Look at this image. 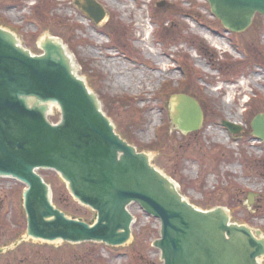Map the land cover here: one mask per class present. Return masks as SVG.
Here are the masks:
<instances>
[{"label": "rangeland", "instance_id": "rangeland-1", "mask_svg": "<svg viewBox=\"0 0 264 264\" xmlns=\"http://www.w3.org/2000/svg\"><path fill=\"white\" fill-rule=\"evenodd\" d=\"M93 1L106 14L98 25L82 14L83 0H0V27L33 55L40 54L34 43L41 34L61 38L119 134L148 152L157 169L173 175L192 204L231 206L233 221H246L264 233V144L250 129L253 116L264 112V102L253 101L264 100V18L255 16L250 28L234 38L237 49L227 34L218 33L220 22L205 0ZM252 61L261 64L252 66ZM180 91L202 111L193 133L179 132L170 121ZM54 114L52 122L58 120ZM224 121L239 125L240 133H228ZM39 174L52 187L56 206L92 220L91 213L70 201L54 172ZM16 188L0 181L1 248L25 226ZM249 193L256 195L252 204ZM131 212L137 217L133 247L25 245L0 258V264H161L159 252L150 247L159 222L136 205Z\"/></svg>", "mask_w": 264, "mask_h": 264}, {"label": "water", "instance_id": "water-1", "mask_svg": "<svg viewBox=\"0 0 264 264\" xmlns=\"http://www.w3.org/2000/svg\"><path fill=\"white\" fill-rule=\"evenodd\" d=\"M81 12L98 24L103 9L83 0ZM212 14L233 33L247 30L264 0H207ZM163 6V3L160 4ZM39 55L0 27V178L25 185L22 208L26 230L0 254L23 243L59 246L85 243L111 248L133 242L128 207L137 204L160 221L152 247L162 264H262L264 236L231 221L222 207L192 205L176 183L115 131L98 96L80 75L74 55L60 39L45 33ZM172 123L183 133L197 131L202 114L185 95L175 96ZM56 124L49 121L53 110ZM231 133L239 128L224 123ZM264 143V114L251 122ZM56 172L70 196L94 213L88 223L52 205L51 191L38 171ZM248 201L253 203V196Z\"/></svg>", "mask_w": 264, "mask_h": 264}, {"label": "trees", "instance_id": "trees-1", "mask_svg": "<svg viewBox=\"0 0 264 264\" xmlns=\"http://www.w3.org/2000/svg\"><path fill=\"white\" fill-rule=\"evenodd\" d=\"M233 36H234V35H233ZM248 57H249V58L252 57V54L249 53ZM252 62H254V61H252ZM252 62H251V63H252ZM251 63H250V64H251ZM237 64L239 65V64H241V62H238ZM257 104L260 105L261 103H257ZM121 105H124V104H121ZM109 108H110V107H109ZM157 149H159V148H157ZM208 205H209V204H205L204 207H209ZM61 208H62V207H61ZM62 209H64V208H62ZM29 246H30V245H29ZM91 246H93V245H91ZM30 247H32V246H30ZM33 247H34V246H33ZM38 248H49V247H38Z\"/></svg>", "mask_w": 264, "mask_h": 264}, {"label": "bare ground", "instance_id": "bare-ground-1", "mask_svg": "<svg viewBox=\"0 0 264 264\" xmlns=\"http://www.w3.org/2000/svg\"><path fill=\"white\" fill-rule=\"evenodd\" d=\"M108 57H109V55H108ZM159 61L160 62H162L160 59H159ZM157 71H159V72H161V70L159 69V68H155ZM124 87V86H123ZM126 87V86H125ZM175 107V105H173V107L172 108H174Z\"/></svg>", "mask_w": 264, "mask_h": 264}]
</instances>
